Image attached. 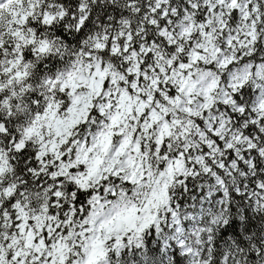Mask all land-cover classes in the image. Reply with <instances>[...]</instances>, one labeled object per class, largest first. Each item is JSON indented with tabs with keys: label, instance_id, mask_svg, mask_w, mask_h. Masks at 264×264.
<instances>
[{
	"label": "snow or ice",
	"instance_id": "1",
	"mask_svg": "<svg viewBox=\"0 0 264 264\" xmlns=\"http://www.w3.org/2000/svg\"><path fill=\"white\" fill-rule=\"evenodd\" d=\"M0 264H264V0H0Z\"/></svg>",
	"mask_w": 264,
	"mask_h": 264
}]
</instances>
